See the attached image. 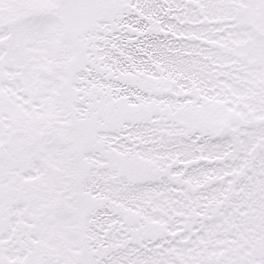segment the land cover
I'll return each instance as SVG.
<instances>
[{"label":"snow or ice","instance_id":"obj_1","mask_svg":"<svg viewBox=\"0 0 264 264\" xmlns=\"http://www.w3.org/2000/svg\"><path fill=\"white\" fill-rule=\"evenodd\" d=\"M0 264H264V0H0Z\"/></svg>","mask_w":264,"mask_h":264}]
</instances>
